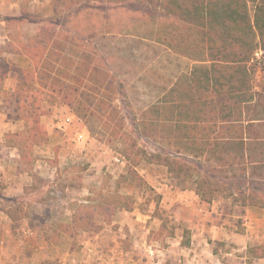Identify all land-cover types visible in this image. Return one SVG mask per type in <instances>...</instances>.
Wrapping results in <instances>:
<instances>
[{
	"label": "rangeland",
	"instance_id": "rangeland-1",
	"mask_svg": "<svg viewBox=\"0 0 264 264\" xmlns=\"http://www.w3.org/2000/svg\"><path fill=\"white\" fill-rule=\"evenodd\" d=\"M148 1L0 0V44L6 48V53H2L0 47L2 69H6L1 63L3 58L5 64L18 68L33 66L27 56L10 50L11 42L25 43L40 36L38 43H45L46 36L57 33L63 38L58 49L67 50L54 54L65 55L75 71L66 77L58 75L57 58L45 60L42 55L46 51L41 49L37 61L52 65L44 73V82L61 80L66 89L77 90L67 96L59 89L42 91L41 95L33 91L32 77L27 82L20 81L22 86L14 95L0 93V264H195L194 253L185 248L190 234L185 233L182 246H178V235L186 226L168 211L178 207L164 200L159 192L162 184L179 190H194L195 185L183 183L176 173L155 161H142L135 166L136 158L132 161L129 156L132 145L149 155L185 156L183 152L178 154L169 141L144 129L142 114L163 101L175 104L190 97L198 100L203 94L198 81L211 63L202 61L201 45L191 44L197 35L188 20L167 16L157 4L150 5ZM11 16L14 21L8 19ZM17 18L22 21H15ZM72 46L73 57L68 53ZM82 53H95L91 62L97 73L82 76L77 72L79 66L85 70L89 63L82 62ZM263 54L256 55L258 63L252 74L253 91L262 94ZM59 70L67 72L64 66ZM105 79L111 80L114 90L97 95L92 91L95 83ZM0 82L12 87L11 79ZM16 97L20 100V117L13 109ZM98 97L112 100L124 121L114 119L112 128L106 131L107 125L95 116L86 122L66 103L67 99L85 102ZM76 106L80 108L79 102ZM38 107L40 111L35 112ZM25 108L32 109L34 118L23 119ZM151 113L159 115L156 110ZM79 133L85 137H79ZM75 138L89 146L87 154L82 145L75 146ZM229 149L232 152L226 157L239 155L233 145ZM113 156H120L125 163L115 162ZM210 157L188 158L194 168L203 170L202 174L213 172L222 181L232 178L230 182H235L234 175L245 173L244 164L231 169ZM38 165L53 179L41 178ZM31 171L35 174L34 183L24 193L14 184L15 190H8L6 178L11 180ZM221 187L215 200L208 204L221 203L226 226L242 232L244 209L240 206L243 198L238 186H231V195L223 184ZM258 247L264 248L256 240L251 249ZM212 248L222 256L233 254V261L225 257L224 263H241V253H234L229 244L217 243Z\"/></svg>",
	"mask_w": 264,
	"mask_h": 264
},
{
	"label": "trees",
	"instance_id": "trees-1",
	"mask_svg": "<svg viewBox=\"0 0 264 264\" xmlns=\"http://www.w3.org/2000/svg\"><path fill=\"white\" fill-rule=\"evenodd\" d=\"M148 4H157L167 16L180 18L183 22L188 20L197 35L196 41L191 44L201 45L204 51L202 61L210 62L211 67L202 71V78L198 81L203 91L198 100L190 97L186 102L177 101L175 104L163 101L164 104H156L149 109L150 111L142 114L144 129L151 130L155 137L169 141L177 149L178 154L183 152L185 156L149 155L144 149L132 145L129 157L132 161L136 158L133 162L135 166L142 161L151 163L155 161L166 166L169 171L176 173L175 176L182 179L183 183L189 181L195 185L196 193L202 201L207 203L215 200L216 193L222 190L221 184H223V189L229 191L230 195L231 186H238L237 190L242 195L244 206L264 207V174L262 178L254 177L259 175L258 168H262L264 164V157L256 158L258 157L256 153L264 155V93L253 91L252 85V74L258 63L256 55L264 52V0H149ZM15 21L21 22L22 19ZM61 38L56 33V35H49L48 38L46 36L45 43H38L37 39H41L40 36L25 43L20 40H17L18 44L11 42L10 50L27 56L33 62V66L31 69H14L16 89L14 87L13 92L6 91L0 84V93L7 96L14 95L16 90L22 86L19 84L20 81L24 79L27 82V78L35 77L32 81V89L35 93L39 91L38 93L42 95V91L59 89L66 96L76 94V89L74 91L66 89V85L61 80L52 83L44 82L43 77H46L44 73L48 72L52 65L47 66L46 62L39 63L36 59L37 53L44 49L46 54L42 55V58L47 61L50 57L51 59L57 58L59 65L55 70L59 72L58 75L66 77L67 73L75 71L68 64L65 55L54 54L57 50L61 53L67 50L58 49L62 47L59 44ZM72 49H74L73 46L68 50L69 55ZM81 55L82 62L89 61V63L85 70L84 66L81 68L79 66L76 69L77 72L82 76H84L83 73H97L96 68L92 66L95 53L94 55L87 53ZM262 58L264 59V54ZM63 66L67 72L59 70ZM3 70L5 69H0V79H4L9 74L8 71ZM113 90L111 80L106 81L105 79L103 82L97 81L92 91L98 95L100 92H112ZM21 92L18 91L19 94ZM19 102L20 100L16 97V105L13 109L20 117L22 110L18 108ZM78 102L80 108L76 106ZM27 103L28 98L24 100L26 107ZM66 103L76 115L78 114L86 122L95 116L100 123L107 125L106 131L110 130V124L114 119L124 121L121 110L113 104L112 100L105 101L99 97L93 100L86 99L85 102L67 99ZM31 110V108H25L23 112L26 116L23 119L34 118L35 115L31 113ZM152 110H156L162 117L159 115L155 117L151 113ZM39 111L38 107L35 112ZM172 112L176 115L170 114ZM231 145L235 146L239 153L233 158L226 157L232 152L229 149ZM247 150L251 153L245 158L244 151ZM206 155L214 157L231 169L236 164H251L252 171L246 180L247 167L244 166L242 169L245 172L242 174L245 176L244 179L241 178L242 175L237 174L234 175L235 182H230L232 178L228 182L222 181L213 172L202 174L203 170L198 167L194 168L191 165L192 161L188 158L189 156L198 158ZM133 173L140 179L136 172ZM126 210L131 209L127 207ZM159 238L162 239V237ZM249 255L250 259L261 258L264 256V248L250 249Z\"/></svg>",
	"mask_w": 264,
	"mask_h": 264
},
{
	"label": "crops",
	"instance_id": "crops-1",
	"mask_svg": "<svg viewBox=\"0 0 264 264\" xmlns=\"http://www.w3.org/2000/svg\"><path fill=\"white\" fill-rule=\"evenodd\" d=\"M8 19L12 20L14 19V17L11 16V18ZM1 23L3 24V22ZM9 43H6V46ZM0 47H2V53H6V48L4 49L3 48L4 46H2L1 44ZM5 62H6V58H3L1 63L4 64V66L6 67L5 70L8 71L9 74L3 80L6 81L11 79L12 87L10 88L9 86V88H7L6 86H3L2 82H0V84L1 86H3V90L13 91L14 86L17 85V81L13 77V72H14L13 70L24 69V68L22 67L18 68L11 63L5 64ZM0 69L2 70L1 65H0ZM13 133H17V132H13ZM79 134H80L79 137H83V138L85 137V134L83 133H79ZM77 139L78 138L74 139L76 141V145H75L76 147L81 146L82 143H84V141ZM88 149L89 146L87 147L84 145L82 151L84 152L86 151L87 154ZM244 152H245V158H247V156H249L251 153L250 150ZM256 154L258 155V157L256 158L264 157V155L261 154L259 155L258 153ZM113 159L117 163L120 164L125 163V161H123L120 156L119 157L116 156ZM117 159H119L120 161L118 162ZM256 165L258 166V164ZM262 166H263L262 168H258L259 175H256L254 177L262 178V174H264V164H262ZM246 167H247V174L249 176L252 171V165L246 164ZM38 168L40 171L39 175L41 176V178L53 179L51 175L47 176L46 173H44L45 170L42 171L40 170V168L43 169V167L38 165ZM48 169L49 170L47 172H50L51 169L50 168ZM33 176H35L33 171H31L30 173H26L24 175L23 174L15 175L11 177V180L6 178L5 184L8 185V190H10V192L15 190V188L12 187V184H14V185H18L19 187L17 189H20L24 193L26 187L27 186L29 187L32 185V183H34ZM13 178L15 179L14 182H19V183L15 184L12 181ZM86 179H87L86 181H91L89 178ZM151 183L156 185L157 182H151ZM168 186L169 185L167 184H162V188L159 189L160 195L164 197V200H166L167 202H171L173 206L176 205L178 207V209L174 208V210H172L173 208H168V211L176 214V221H180V223H183V225L186 226V228L183 227L184 230L182 235L180 236L178 235V239H180V241L178 242V246H182V241L185 238V233H187L188 235L190 234L189 236L190 241H188V244H186L185 248H187L188 252L192 251L194 253L195 258L197 259L195 261V264H226L224 263L225 257H229L230 262L233 261L231 260L233 256L232 253H227L226 256H222L220 253H217L215 249L212 248L217 243L229 244L231 246V250H233L234 253L235 252L241 253L239 254L241 261V263L239 264H264V256L256 259H250L249 257V250L251 249L252 243L254 241L257 240L261 245L264 246V207H259L254 205L244 206L243 203L242 205H240L244 209V215L242 216L243 231L240 232L238 231L237 227L235 229H231L226 226V219L224 218L225 211L221 208V203H218L217 206L215 205L211 206L208 203H205L196 193L195 187L194 190H190V189L179 190L174 188V186L171 187ZM70 189L71 188L69 186L66 187L67 191H69ZM5 192H7V187ZM0 212L1 214H3L2 211ZM207 247L210 248V250L206 249Z\"/></svg>",
	"mask_w": 264,
	"mask_h": 264
},
{
	"label": "built area",
	"instance_id": "built-area-1",
	"mask_svg": "<svg viewBox=\"0 0 264 264\" xmlns=\"http://www.w3.org/2000/svg\"><path fill=\"white\" fill-rule=\"evenodd\" d=\"M69 120V119H68ZM70 121V120H69ZM117 161L119 162L120 160L119 159H117Z\"/></svg>",
	"mask_w": 264,
	"mask_h": 264
}]
</instances>
